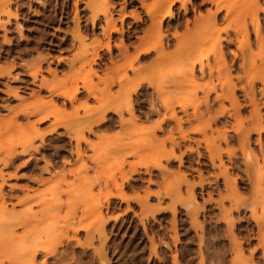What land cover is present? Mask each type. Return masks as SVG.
Here are the masks:
<instances>
[{"label":"rangeland","instance_id":"374dc122","mask_svg":"<svg viewBox=\"0 0 264 264\" xmlns=\"http://www.w3.org/2000/svg\"><path fill=\"white\" fill-rule=\"evenodd\" d=\"M182 3L186 10L181 7ZM258 3L262 11H257V19L264 35V0ZM158 4L164 12L165 0H0V159L6 162V165L0 162V190L5 197V208L0 205V264H174L173 255L177 257L176 264H199V253L206 264H264V191L259 197L255 196L264 165V132L258 136L255 129L258 126L250 124L254 107L249 102L253 91L264 128V56L259 49L260 36L254 33L250 20L256 9H247L249 0L176 2L173 16L163 23L167 38L164 40L166 48L163 45L162 49L172 54V60L164 64L157 62L159 49L135 58L138 47L156 46V34L149 32L144 36L143 33L150 28L149 15ZM216 4L220 10L212 21L207 15L216 11ZM104 12L114 26L109 35ZM200 16L206 19L193 24ZM187 20L189 25L185 32ZM175 31L184 45L194 41L208 44L193 57L177 56L179 47L171 37ZM107 41L109 51L104 46ZM95 49L101 61L90 62ZM219 50L224 53L230 71L221 66ZM83 52H87V60L79 59ZM199 59H203V74L197 66L194 78L187 77L185 68ZM128 65L134 68V71H127L128 77L143 83L139 93L132 96L135 116L139 119L134 124L137 126L129 127L132 118L124 111L122 120H130L129 126L124 127L126 130L120 128L117 115L107 111L105 119L113 120V126L107 129L105 125L96 124L90 132H85L86 142L79 146L80 160L73 131L78 130L79 125L81 128V125L89 124L84 120L86 109H97L99 117L103 114L99 113L103 112L99 104L108 99L112 105L117 104L115 70ZM37 66L40 67L38 77H33L28 71L33 72ZM89 71L96 73H90L94 92L97 90L95 98L80 88L75 99L70 101L51 94L46 88L54 80L66 84L71 80L73 85H67L69 89H73L75 83L81 87L80 79ZM145 80L154 83L158 91L147 89ZM109 81L117 83L105 94L102 90ZM230 83L235 86L233 94L227 88ZM210 88L214 90L210 91ZM100 96L106 98L97 99ZM234 97L237 103L233 104ZM50 100L63 111L60 117L71 132L64 127L57 128L45 135L43 143L38 138L32 140L35 151L22 152L31 143L29 135L36 119L32 115L36 105L42 101L49 106ZM162 101H167L169 107L172 105L175 118L182 120L181 131L189 138L181 139V132L175 129L177 121L167 119L168 106ZM149 102L154 103L155 109L157 105L160 108L155 114L150 112ZM97 116L93 115L91 120ZM159 117L166 120L161 124V130H155L154 137L158 141L173 139L169 144L166 142L164 148L145 146L146 135L158 123ZM52 120L34 127L45 131ZM251 126L253 128L249 130ZM195 128H203L207 136L189 131ZM223 130L226 141L219 139ZM244 132H250L247 141L243 139ZM204 137L210 143L214 138V144L222 150L220 158L212 152L214 159H210ZM10 148L18 152L13 161L5 157V151ZM170 148L178 158L165 160L161 156ZM104 152L110 156L103 164L98 163L103 162L101 154ZM247 152L252 155L253 162L246 159ZM141 162L146 163L148 169L139 167ZM158 163L160 168L156 166ZM134 166L137 170L131 172ZM105 183L114 195L109 203L104 201ZM176 185H180L178 193L174 191ZM121 193L125 196L119 197ZM24 197L29 200L26 198L25 203H18ZM34 200L43 201L42 205L48 203L46 210L50 211L41 212L45 207L39 206L41 202L32 204ZM97 205L101 206L102 222L95 219ZM194 205L202 208L195 216L201 229L195 228L191 221ZM27 209H32V214L36 213L32 216L37 217L26 229L23 226L28 223H16L21 216L24 218L23 215L12 224L20 226L13 228L8 226L11 223L5 222L8 212L27 214ZM173 210L176 212L177 239L173 234ZM142 211L146 213L142 214ZM100 225L102 233L98 235L95 229ZM80 226L90 230H81L76 235L69 230ZM26 230H30L29 233ZM25 231L28 234H24ZM61 232L69 238H61ZM31 237L37 244L51 245L46 250L55 249L54 256L45 260L47 256L40 253L31 262L34 245L31 243V249H25L28 245H24ZM199 237H202L201 244ZM152 240L157 245L155 254L151 251ZM236 242H240V247H235ZM21 247L31 251L22 254ZM102 248L106 251L105 256L97 253ZM101 255L105 258L103 263L99 259Z\"/></svg>","mask_w":264,"mask_h":264},{"label":"bare ground","instance_id":"6f19581e","mask_svg":"<svg viewBox=\"0 0 264 264\" xmlns=\"http://www.w3.org/2000/svg\"><path fill=\"white\" fill-rule=\"evenodd\" d=\"M166 2H167V5H166V7L164 8V12H163V7L160 5V4H158L157 5V8H155L154 10H153V12L152 13H150V28L147 30V31H145L144 33H143V35L144 36H146L149 32H151V33H154V34H156L155 36L157 37V39H156V46H155V48H150V47H148V46H146V47H148V48H146V47H138L137 49H136V56H135V58H137V59H139V58H141L142 56H145V55H147V54H149L150 52H152L153 50H158V60H157V62L158 63H164V64H166V63H168V62H170L171 60H172V54L171 53H169V52H164L163 51V45H164V40H165V38H167V35H165L164 33H163V30L165 29V27L163 26V23H164V20L166 19V18H168V17H172L173 16V6L175 5V3L176 2H178V1H182V0H165ZM258 1L259 0H249V4H247L246 6H247V9H250V7H253L254 9H256V11L253 13V15H252V17H251V23H252V25H253V29H254V33L256 34V35H258V36H260V45H259V49H260V52H261V54L264 56V35L262 34V32L263 31H261V26H259V22H258V19H257V11L258 10H261V8H260V5H259V3H258ZM211 3H213V4H215L214 3V1H211ZM181 7H183V9L184 10H186V8L187 7H185L184 6V4L182 3L181 4ZM220 10V7L216 4V11L214 12V13H212V14H208L207 15V18H209V20L210 19H212V21H213V19L215 20V18H217V13H218V11ZM262 11V10H261ZM104 14V17H105V22H106V31H107V34L109 35V31L111 30V29H113L114 28V26H113V24H112V21L110 20V19H107V17H106V12H104L103 13ZM175 14V13H174ZM95 18V17H94ZM149 18V17H148ZM173 19V18H172ZM201 19H206V18H204L203 16H200V17H198V18H195L194 19V21L192 22L193 24L195 23V22H197V21H199V20H201ZM94 21V19L92 20V22ZM142 21V20H141ZM139 22V21H138ZM210 23V22H209ZM181 24V23H180ZM184 24V23H183ZM188 25H189V23H188V20L187 21H185V24H184V31L186 32V31H188ZM164 27V28H163ZM190 27H192V26H190ZM190 27H189V30H190ZM179 28H180V26H178L177 27V30H179ZM167 29V28H166ZM246 28L244 27V30H245ZM264 30V29H263ZM135 31V30H134ZM133 32V31H132ZM246 34V33H245ZM128 35V34H127ZM144 36H142V37H139V39H140V41H141V39H143L144 38ZM171 37H172V39H174V40H176V44H177V47H179V48H177L176 50L178 51V52H176V53H178V55L177 56H179V55H183V56H186V57H193L194 55H196L201 49H203V48H205L206 46H207V42L206 41H194V42H191V43H189V44H187V45H184L182 42H179V38H180V36L178 35V33H177V31H175L172 35H171ZM245 38V37H244ZM171 40V39H170ZM200 40V39H199ZM246 41H247V45H248V47H249V44H248V39L246 38ZM130 42V41H129ZM220 43V42H219ZM166 44V43H165ZM175 44V45H176ZM183 44V45H182ZM142 45V44H141ZM167 45H169L168 43H167ZM106 48H107V50L109 51L110 50V46H109V41H107V43H105V45H104ZM165 46V48H166V45H164ZM119 47V46H118ZM117 47V48H118ZM216 47V46H215ZM216 50V49H215ZM225 50V49H224ZM223 50V51H224ZM122 51V50H121ZM220 51V52H219ZM218 51V53L220 54V62H221V66L223 65L224 66V68H227V70L228 71H230V67H227L226 66V60H225V55H224V53L222 52V50H219ZM243 51V50H242ZM217 52V51H216ZM244 52V51H243ZM249 52V51H248ZM86 54H87V52H83V53H81L80 55H79V59H82V60H85V58H86ZM215 54H217V53H215ZM231 54H233V53H231ZM243 55H244V53H243ZM260 55V54H259ZM217 56V55H216ZM254 56V55H253ZM124 57H126V56H124ZM257 57V56H256ZM217 58H218V56H217ZM251 58V57H250ZM254 58H255V56H254ZM253 58V59H254ZM94 59L97 61V60H100L101 61V59H100V57H99V55H98V52H97V49H95V50H93V57H92V60L90 61V62H92V61H94ZM86 60H87V58H86ZM202 60L203 59H199V60H195V61H192L191 63H190V67L189 68H185V66H184V68H185V74H186V76L187 75H189V76H191L192 78H194V75H195V70H196V67L197 66H200V73L201 74H203L202 72H203V68H202ZM244 60H245V58H244ZM249 60V59H248ZM251 60V59H250ZM128 61V60H127ZM254 61V60H253ZM90 62H88L87 61V63H88V65H89V63ZM130 63V62H129ZM252 63V62H251ZM74 65V64H73ZM121 67H122V65H120ZM42 68V67H41ZM246 68V67H245ZM39 70H40V67L39 66H37V67H35L34 68V71L32 72L31 70H29L28 71V73L29 74H31L33 77H35V76H37L36 74L39 72ZM91 70V69H90ZM121 70V71H120ZM128 70H130V71H134V68H133V66L132 65H128V66H125L124 67V69H118V70H115L116 72L117 71H119V72H117V74H116V72H115V75H117V82H118V90H117V92H116V103L117 104H111L112 102H109L108 100L107 101H105V102H102L101 104H99L98 106L100 107V109L103 111V112H99L100 114H102L101 116L99 115V117L97 116V109H92V108H89V109H86V110H88L86 113H87V115H86V118L84 119V120H87V123H89V124H87L86 126H84V127H82V125H81V128H80V125L78 126V130H74L73 132L75 133L74 134V141H76V143H77V151H76V154H77V156H78V158L81 160V151H80V148H79V146H80V143L81 142H83V141H85L86 142V139H85V137H84V134H85V132H90L91 131V129H92V126H94V125H96V124H102V125H105L106 127L105 128H110V127H112L113 126V120H111V121H107L105 118H106V112L108 111H113L114 112V114L115 115H117V117L119 118V127L120 128H124V127H128L129 125V127H131V128H133L132 126H137V125H134L139 119H138V117L137 116H135V104H134V101H133V98H132V96L133 95H136L137 93H139L138 91L141 89V86H142V84L143 83H141L139 80L140 79H133V78H129L128 77V73H127V71ZM210 71H211V69H209ZM238 72V71H237ZM27 73V74H28ZM92 75H95L96 73L95 72H93V71H89L83 78H81L80 79V81H81V87H79L76 83H75V85H74V87H72L73 89H69L68 88V86L67 85H70V83L72 84V82H71V80H69V84H66L65 82H59V81H57V80H54L53 82H50V83H48L47 85H46V88L51 92V94H54L55 96H61V97H64V98H67V99H69L70 101H72V100H74L75 99V95L77 94V93H79V89L81 88V89H83V90H85L86 92H87V94H88V96L89 97H96L95 96V93L97 92V90H95V92H94V85L92 84V79H91V74ZM137 73V72H136ZM224 73V72H223ZM8 74H9V72H8ZM51 74H53V73H51ZM114 74V73H113ZM112 74V75H113ZM159 74V73H158ZM228 74V73H227ZM211 75V74H210ZM229 75V74H228ZM153 76V75H152ZM164 76V75H163ZM162 76V77H163ZM189 76H187V77H189ZM38 77V76H37ZM36 77V78H37ZM190 77V78H191ZM212 77V76H211ZM103 78H105V77H103ZM153 78V77H152ZM183 78V77H182ZM186 78V77H185ZM229 78H230V75H229ZM261 78V77H260ZM151 79V78H150ZM262 81H264V78L262 77ZM102 80V79H101ZM104 80V79H103ZM108 80V79H107ZM114 80H115V78H114ZM261 80V79H260ZM77 81V80H76ZM141 81H143V80H141ZM146 81V83L148 84V86H147V89H151L152 91L153 90H156V88H157V86L154 84V83H151L150 81H148V80H145ZM103 82V81H102ZM117 82H115V81H109V82H105V87H103V93H105V94H107V92L109 91V88H110V86L111 85H113L114 83H117ZM144 82V81H143ZM229 82H232V81H230V79H229ZM35 83V82H34ZM73 83H74V81H73ZM170 83V82H169ZM176 83V82H175ZM234 83H230V84H228L229 86H227V88L228 89H230L229 91H231V93L233 94V92H234V90H235V86L233 85ZM237 84V83H236ZM73 85V84H72ZM169 85V84H168ZM71 87V86H70ZM213 87V86H212ZM225 89V88H224ZM205 90H207L206 88H205ZM209 90V89H208ZM212 90H214L213 88L211 89L210 88V91H212ZM254 90V89H253ZM98 91H100V92H102L101 90H98ZM145 91V90H144ZM156 91H158V90H156ZM209 91V92H210ZM147 92V91H146ZM149 92V91H148ZM154 92V91H153ZM223 92H225L226 94H227V92H226V90H224ZM230 93V92H229ZM17 94H18V92H17ZM105 94H101V96L102 95H105ZM19 95V94H18ZM144 95H146V94H144ZM207 95H208V93H207ZM206 95V96H207ZM246 95V94H245ZM97 97V99H100V98H102V97ZM227 96H228V94H227ZM230 96V95H229ZM232 96V95H231ZM104 97V96H103ZM57 98V97H56ZM106 97H104V98H102V99H105ZM152 98V97H151ZM230 98V97H229ZM207 100V99H206ZM231 100V99H230ZM248 100V99H247ZM9 101V100H8ZM10 101H12V100H10ZM153 101V100H152ZM204 101H205V99H204ZM233 101V104L234 103H237L236 102V99H235V97H234V99L232 100ZM56 102V101H55ZM136 102V101H135ZM154 102V101H153ZM166 102V103H165ZM165 102H161V103H163V104H166L167 105V101H165ZM249 102H250V104L251 105H253V107H254V110L251 112V115H250V124H252L253 123V125L252 126H258V128L257 127H255V129H257V133H258V136L260 135V133H262V132H264V128H262V120H261V118H260V116H259V114H258V107L256 106L257 105V101H256V99H255V95H254V92L253 91H251L250 92V95H249ZM63 103V102H62ZM148 103V102H147ZM156 103V102H155ZM45 102H42V101H39V104H37L36 105V108H35V110H34V112L32 113V115H34L35 117H36V119H35V123H33L31 126L33 127L32 128V131L30 132V135H29V139H31V143H30V145H29V147L27 148V149H23L22 150V152H27L28 153V151H29V149L30 150H33V151H35L36 150V147L35 146H33L32 145V140L34 139V138H38L39 140H40V142L41 143H43V141L45 140L44 138H45V135H47V134H49V133H52V132H54L57 128H61V127H64V128H66L67 130H70V132H71V128H69L68 127V125L67 124H65V122L63 121L64 119H61V117H60V115H62V110H60L59 109V107L57 106V104L56 103H54V102H52V100H50V105L49 106H45ZM204 104H207V101H205V103ZM61 105V104H60ZM149 105H150V108L149 109H151V113H153V114H155L157 111L156 110H158V109H160V108H157V106H156V109H155V105H154V103H152V102H149ZM160 105H162V104H160ZM170 105V104H169ZM62 106V105H61ZM168 106V105H167ZM167 106H165L164 105V107L166 108ZM206 106V105H205ZM208 106V105H207ZM160 107V106H159ZM163 107V106H162ZM173 107H174V105H173ZM168 108H171V109H169L168 110ZM206 108V107H205ZM111 109V110H110ZM234 109V108H233ZM124 111H126V112H128V113H130V115H131V118H132V122L133 123H131V124H129L128 122L130 121V120H128V121H123L122 120V115H123V112ZM169 112V114L168 113H166V114H168V115H166V117H167V119H169V120H173V119H175L177 122H176V125H175V129H177L179 132H181L180 134H182V135H180V137H181V139H185V138H189V136L187 135V133L186 132H182L183 130L181 129V122H182V120H181V118L180 119H176L175 118V116H176V114L174 113V111L175 110H173L172 109V105L169 107H167V110H166V112ZM184 111V110H183ZM74 112L76 113V111L74 110ZM149 112V113H150ZM159 112V111H158ZM65 113V112H64ZM141 113V112H140ZM28 114V113H27ZM30 114V113H29ZM72 114V113H71ZM74 114V113H73ZM85 114V113H84ZM142 114V113H141ZM145 114V113H144ZM158 114V113H157ZM156 114V115H157ZM187 114V113H186ZM219 114H221V111L219 110ZM97 116L96 118L97 119H93V121L91 120V118H92V116ZM147 115V114H146ZM151 115V114H150ZM149 115V116H150ZM163 115V114H162ZM70 115H68V117H69ZM76 116H77V114H76ZM75 115H74V117H76ZM113 116V115H112ZM148 116V117H149ZM164 116V115H163ZM232 116V115H231ZM72 117H73V115H72ZM53 119L52 120V122H51V124H50V126H48V128H47V130H45V131H40V130H38L37 128H35L34 126L36 125V124H41V123H43L44 121H47V120H49V119ZM77 118V117H76ZM146 118V117H145ZM199 118H200V115H199ZM110 119V118H109ZM166 119H164V118H160L159 117V120H158V123L156 124V125H154V126H152L150 129H149V131H148V133H147V135H146V137H147V139L145 140V146H148V147H153V146H161L162 148H164V145H165V143L167 142H171V140L173 139H171V138H165L164 140H160V141H158V140H156V138L154 137L155 136V130H161V124L163 123V121H165ZM61 121H63V122H61ZM66 121V120H65ZM89 121V122H88ZM114 121H115V119H114ZM117 121V120H116ZM185 121V120H184ZM215 122V121H214ZM84 123V122H83ZM118 123V122H117ZM175 123V122H174ZM127 124H129V125H127ZM165 124H167L168 125V123H165ZM132 125V126H131ZM183 126V125H182ZM250 127L251 129H249V130H252V128L253 127ZM243 128V127H242ZM34 129V130H33ZM115 129V128H114ZM125 130H126V128H124ZM123 129V130H124ZM165 129V128H164ZM73 130V129H72ZM112 130V129H111ZM129 130H131V129H129ZM182 130V131H181ZM189 131H191V132H197V133H203L204 134V136L206 137L207 135L205 134V130L203 129V128H195V129H191V130H189ZM188 131V132H189ZM248 131V130H247ZM256 131V130H255ZM160 132V131H159ZM190 132V133H191ZM166 133V132H165ZM172 133V132H171ZM176 133H177V131H176ZM238 133V132H237ZM250 132H244V134H243V139L245 140V141H247L249 138V134ZM255 133V132H254ZM222 138L221 137H219V139H223V141H226V139H225V131L223 130V132H222ZM171 135H173V134H171ZM27 136V135H26ZM25 136V137H26ZM188 136V137H187ZM225 136V137H224ZM204 137V138H205ZM218 137V136H217ZM71 138V137H70ZM203 138V139H204ZM208 138V137H207ZM26 139V140H27ZM202 139V140H203ZM180 140V139H179ZM216 140V139H215ZM143 141V140H142ZM178 141V140H177ZM211 141V140H210ZM198 142V141H197ZM204 142H205V144L207 145V151H209V155H210V159L212 160V159H214L213 158V156L211 157V153L213 152V154H215V156L216 157H218V158H220V154H221V152H222V150H221V148H219V146H216L215 144H214V138L212 139V142L210 143L209 142V140H207L206 138L204 139ZM241 142V141H240ZM155 143V144H154ZM179 142H177V144H178ZM210 143V144H209ZM246 143V142H245ZM245 143H243V144H245ZM169 144V143H168ZM174 146V145H173ZM172 147V146H171ZM206 147V146H205ZM211 147H213V149H211ZM248 147H250V146H248ZM44 149V148H43ZM249 149V148H248ZM251 149V148H250ZM17 151V150H16ZM39 151V150H38ZM250 151V150H249ZM156 152V151H155ZM250 152H252V151H250ZM250 152H247V155H246V159L247 160H250V161H252L251 159L253 158H251V154H250ZM16 153H18V152H15V150L13 149V148H10L9 150H6L5 151V157H8L11 161H13V157H15V155H17ZM30 153V152H29ZM111 153V152H110ZM162 153H164V152H161L160 154H162ZM102 156H101V161H103V162H98V163H101V164H103L104 162H105V159L108 157V155H109V153L108 152H104L103 154H101ZM110 156V155H109ZM161 157H163L165 160H169V159H171V158H174V159H176V158H178V157H176V155H175V152H174V150H173V148H170L169 150H166L165 151V153L161 156ZM160 157V158H161ZM182 158V157H181ZM251 158V159H250ZM100 159V158H99ZM172 160V159H171ZM182 160V159H181ZM262 160L264 161V157H262ZM0 162L1 163H3L4 165H6V162L4 161V159H0ZM253 162V161H252ZM48 163V162H47ZM188 163V162H187ZM144 163H139V167L140 166H144V168H146V169H148V165L145 163L144 165H143ZM256 165V164H255ZM156 166L157 167H159L160 168V164L158 163V164H156ZM49 170V169H48ZM137 170V166H134V167H132L131 168V172H135ZM160 170V169H159ZM162 170H164L163 168H162ZM150 171V170H149ZM45 172V171H44ZM43 172V173H44ZM160 173V172H159ZM130 174V173H129ZM5 177V176H4ZM40 178H41V176H40ZM249 178V177H248ZM2 179V178H1ZM132 179V178H131ZM251 179H253V177L251 178ZM258 179L261 181V183L259 184V187H258V190H256V194H255V196L256 197H259L260 195H261V192L262 191H264V165H263V168H262V171L260 172V174H259V177H258ZM235 181V180H234ZM250 182V181H249ZM38 183H40V182H38ZM4 184V180L2 179V185ZM41 184H43V183H41ZM253 184V183H252ZM113 186L116 188L117 187V185L113 182ZM197 186V185H196ZM237 186V185H236ZM252 186V185H251ZM179 187H180V185H176L175 186V188H174V191L176 192V193H178L179 192ZM230 187H233V186H230ZM1 188V187H0ZM236 188V187H235ZM118 189V188H117ZM169 189V188H168ZM167 189V190H168ZM170 189H171V186H170ZM105 190H106V196L104 197V201H105V203H109V200H110V198H112V197H114V195L109 191L110 189H109V187H107V183H105ZM128 190V189H127ZM120 191H122L121 189H120ZM170 192V191H169ZM167 193V192H166ZM260 193V194H259ZM154 194V193H153ZM160 194V193H159ZM10 196H11V194H9ZM119 195V197H124L125 195L123 194V193H121V194H118ZM168 195V194H167ZM14 196V195H13ZM12 196V197H13ZM9 197V196H8ZM172 197V196H171ZM28 199L29 197H24L23 199H20L19 201H18V203H25V199ZM174 198V197H173ZM31 199V198H30ZM175 199V198H174ZM174 199H172V200H174ZM4 200H5V197H4V195L1 193V190H0V201H1V206L2 207H4ZM29 200V199H28ZM27 200V201H28ZM113 200V199H112ZM184 200V199H183ZM125 201H128V200H125ZM148 201V200H147ZM30 202V201H29ZM41 202V204L39 205V203ZM40 202H38V201H36V200H34V202L32 203V204H34V205H39L41 208H43V207H45V211L44 210H42L41 209V212H43V213H45V212H47V211H50V209H48V210H46L47 208V205H48V203H45L44 205H42V203H43V201H41L40 200ZM136 203V202H135ZM138 203V202H137ZM142 203V202H141ZM104 204V203H103ZM140 204V203H139ZM257 205H258V203H257ZM43 206V207H42ZM51 205L49 204V207H50ZM181 206V205H180ZM182 206H184V205H182ZM188 206V205H187ZM186 206V208H188ZM48 207V208H49ZM100 205H97V209L95 210L96 211V217H95V219H99V220H101V222H102V220H103V216H102V213H101V210H100ZM109 207V206H108ZM5 208V207H4ZM31 207H29V209H30ZM145 208V210H146V208L147 207H144ZM238 208V207H237ZM236 208V209H237ZM240 208V207H239ZM185 209V208H184ZM202 208H200V207H196L195 205L193 206V214H192V223H193V225L195 226V228H198V229H201L202 228V225H200L198 222H197V220H196V215L199 213V211L201 210ZM52 210V209H51ZM83 210V209H82ZM111 210V209H110ZM132 210V209H131ZM160 210V209H159ZM191 210V209H190ZM238 210V209H237ZM27 211H28V209H27ZM149 211H151L150 209H149ZM167 211V210H166ZM188 211V210H187ZM186 211V212H187ZM253 211H255V208L253 209ZM30 212V213H29ZM88 212V211H87ZM144 212L145 211H142V214H144ZM148 212V211H147ZM189 212V211H188ZM33 212H32V209L31 210H29L28 211V213L26 214H17V213H15V212H8L7 213V217L5 216V218H8L9 220L13 217H15V219L16 220H14L13 221V218L11 219L12 221H6V220H8V219H5V222L7 223H11L10 225H8V226H11L12 224H14L13 222H15V221H18V219L17 218H19L20 217V215H23L24 216V218H21L20 217V219L21 220H23V222L20 220V221H18V222H16V223H19L20 225L22 224V223H28L27 225H25V226H23V228L24 229H26L25 227L26 226H29V223H34L36 220L34 219V218H36L37 216H35V217H33L32 215H35V214H32ZM146 213V212H145ZM191 213L192 212H190L189 213V215H191ZM12 214H14L13 216H12ZM28 214H31V216H29ZM37 214H39V213H37ZM175 214H176V212H175V210H173L172 211V215H173V220H172V226H173V230H174V237H175V239H177L176 237H177V234H176V228H177V226H176V221H175ZM26 215L28 216V217H26ZM42 215V214H41ZM140 215H141V213H140ZM187 215H188V213H187ZM17 216V217H16ZM19 216V217H18ZM43 216V215H42ZM141 216H143V215H141ZM154 216V215H153ZM26 217V218H25ZM31 217H33L32 219H30ZM43 218H44V216H43ZM4 219H3V221H4ZM26 219V220H25ZM28 219V220H27ZM34 219V220H33ZM27 221V222H26ZM48 221V220H47ZM98 221V220H97ZM221 221V220H220ZM232 221V220H231ZM234 221V220H233ZM233 221H232V223H233ZM79 222V221H78ZM101 222H99V223H101ZM2 223V222H1ZM258 223V222H257ZM19 224H15V225H12L13 226V228L14 227H17L16 225H19ZM102 224V223H101ZM2 225H4V223H2ZM19 225V226H20ZM258 225V224H257ZM5 226H7V225H5ZM233 226V225H232ZM28 228V227H27ZM103 228H104V226H103ZM234 228V227H233ZM72 229V233L74 234V235H76L79 231H85V232H88L90 229L88 228V227H74V228H70L69 230H71ZM68 230V231H69ZM27 231V230H26ZM24 232V234L26 233V234H28L29 232L28 231H30V230H28L27 232ZM60 232V231H59ZM95 232H97V234L98 235H100L101 233H102V225H100L97 229H95ZM62 234H61V238H66V237H68V236H65L66 234H63V232H61ZM64 233H66V232H64ZM31 234H33L32 232H31ZM30 234V235H31ZM89 234V233H88ZM93 234V233H92ZM65 236V237H62V236ZM74 235H72V236H74ZM91 235V234H90ZM29 237V236H28ZM203 237V236H202ZM202 237H199L200 239V244L202 243ZM31 238H33V239H31ZM30 239H28L27 241H26V243L27 244H24L25 246L26 245H28V246H26V248L25 249H31V248H33V249H31V250H29V251H31V252H34V255L33 256H31V258H30V260H31V262L34 260V258L37 256V255H39L40 253H44L46 256H47V258L45 259V260H49V258H51V257H53L54 256V254H55V249L52 251V249H51V251H50V249H47L46 250V248L48 247V246H51V245H48L47 247H45V246H42L41 244H37L36 243V241L34 240L35 238L34 237H31ZM69 238V237H68ZM90 237L88 236V239H89ZM107 237L104 235V239H106ZM204 239V238H203ZM68 240V239H67ZM30 241V242H29ZM62 241V240H61ZM61 241H60V243H61ZM176 241V240H175ZM71 242V241H70ZM157 242V241H156ZM0 243H2V242H0ZM31 243H33V245H34V247H31L30 248V246H33ZM51 243V242H50ZM36 244V245H35ZM199 244V245H200ZM236 245H235V247H240V242H236L235 243ZM23 245V246H24ZM38 245V246H37ZM44 245V244H43ZM60 245V244H59ZM71 245V244H70ZM24 246V247H25ZM37 246V247H36ZM40 246H42V247H40ZM1 247V246H0ZM39 247V248H38ZM221 247V246H220ZM22 248V247H21ZM37 248V249H36ZM156 248H157V245H156V243L154 242V240H152V245H151V251L155 254L156 253ZM35 249V251H33ZM72 249V248H71ZM90 249V248H89ZM219 249V248H218ZM221 249H222V247H221ZM24 252H23V251ZM56 250H57V248H56ZM91 250V249H90ZM114 250V249H113ZM224 250V249H223ZM20 251H22V254L23 253H27V252H29L28 250H24L23 248L22 249H20ZM19 251V253L21 254V252ZM25 251H27V252H25ZM222 251V250H221ZM201 252V251H200ZM99 255L100 254H104V256L106 255L105 253H106V251H104L103 250V248L101 249V250H98V252H97ZM220 253V252H219ZM222 253V252H221ZM4 254V253H3ZM21 254V255H22ZM33 254V253H32ZM200 255V262H199V264H206V263H204V257H203V255L201 254V253H199ZM225 254V253H224ZM103 255H101L100 256V261L103 263V262H105V258H103L104 257ZM205 256V255H204ZM218 256H220V255H218ZM78 257V256H77ZM81 258V257H80ZM173 263L174 264H176V259H177V257H176V255H173ZM213 259V258H212ZM37 260H39V258L37 259ZM63 260V259H62ZM96 260V259H95ZM219 260H220V258H219ZM206 261V260H205ZM222 261V260H221ZM257 261V260H256ZM255 261V262H256ZM75 262H77V261H75ZM84 262V261H83ZM213 262H214V260H213ZM223 262H224V260H223ZM55 263V262H54ZM43 264H47V262H44ZM80 264V263H79ZM221 264V263H220Z\"/></svg>","mask_w":264,"mask_h":264}]
</instances>
